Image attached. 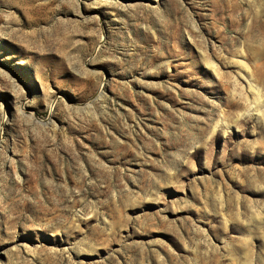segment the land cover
I'll list each match as a JSON object with an SVG mask.
<instances>
[{
  "label": "rangeland",
  "instance_id": "rangeland-1",
  "mask_svg": "<svg viewBox=\"0 0 264 264\" xmlns=\"http://www.w3.org/2000/svg\"><path fill=\"white\" fill-rule=\"evenodd\" d=\"M1 104L0 264H264V0H0Z\"/></svg>",
  "mask_w": 264,
  "mask_h": 264
},
{
  "label": "bare ground",
  "instance_id": "bare-ground-1",
  "mask_svg": "<svg viewBox=\"0 0 264 264\" xmlns=\"http://www.w3.org/2000/svg\"><path fill=\"white\" fill-rule=\"evenodd\" d=\"M205 64L207 65V68H209V70H211V72L213 74H216V68L214 66V64L210 63V62H205ZM251 88V87H250ZM254 89H256L255 87H252ZM261 108V107H260ZM0 110H2V113L4 115V117L6 116V109H5V106H3V104H1V107H0Z\"/></svg>",
  "mask_w": 264,
  "mask_h": 264
}]
</instances>
